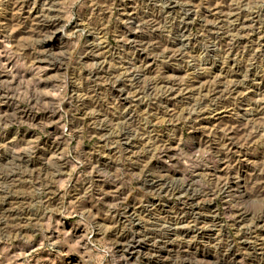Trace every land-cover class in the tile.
<instances>
[{"label": "rangeland", "instance_id": "374dc122", "mask_svg": "<svg viewBox=\"0 0 264 264\" xmlns=\"http://www.w3.org/2000/svg\"><path fill=\"white\" fill-rule=\"evenodd\" d=\"M0 264H264V0H0Z\"/></svg>", "mask_w": 264, "mask_h": 264}]
</instances>
